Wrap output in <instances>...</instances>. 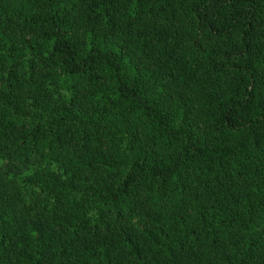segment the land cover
I'll list each match as a JSON object with an SVG mask.
<instances>
[{
    "label": "trees",
    "instance_id": "trees-1",
    "mask_svg": "<svg viewBox=\"0 0 264 264\" xmlns=\"http://www.w3.org/2000/svg\"><path fill=\"white\" fill-rule=\"evenodd\" d=\"M0 264H264V0H0Z\"/></svg>",
    "mask_w": 264,
    "mask_h": 264
}]
</instances>
